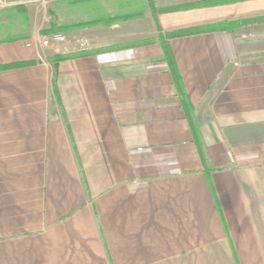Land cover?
Wrapping results in <instances>:
<instances>
[{
	"label": "crops",
	"instance_id": "obj_1",
	"mask_svg": "<svg viewBox=\"0 0 264 264\" xmlns=\"http://www.w3.org/2000/svg\"><path fill=\"white\" fill-rule=\"evenodd\" d=\"M9 10L0 264H264V0L73 31L70 50Z\"/></svg>",
	"mask_w": 264,
	"mask_h": 264
},
{
	"label": "trees",
	"instance_id": "obj_2",
	"mask_svg": "<svg viewBox=\"0 0 264 264\" xmlns=\"http://www.w3.org/2000/svg\"><path fill=\"white\" fill-rule=\"evenodd\" d=\"M239 0H201L193 3L182 4L173 8H166L163 11L155 10L154 18L162 12L174 11V10H186L196 7L213 6L220 4H227L236 2ZM60 3V4H59ZM151 2L149 0H64V2H56L54 8L49 10L50 16L58 15V11L62 12L65 19L61 22H50L48 28L43 29L41 33L43 35L52 34H65L73 31L97 27V26H112L120 22H126L130 20L141 19L145 17V12L149 9ZM56 7V8H55ZM17 13H19V19L21 21L25 18L26 7L25 5H19ZM155 9V7H154ZM160 10V9H159ZM13 13V12H11ZM240 21H222L218 23H212L207 25L196 26L192 28L179 29L172 32L161 33L159 40L166 48V40L190 35L197 32L214 31V30H230L239 26ZM148 40H144L146 42ZM94 52H79L75 54H60L54 57V61L57 64L58 61L63 59L87 56Z\"/></svg>",
	"mask_w": 264,
	"mask_h": 264
},
{
	"label": "rangeland",
	"instance_id": "obj_3",
	"mask_svg": "<svg viewBox=\"0 0 264 264\" xmlns=\"http://www.w3.org/2000/svg\"><path fill=\"white\" fill-rule=\"evenodd\" d=\"M102 1H107V0H102ZM149 1L151 2V5L149 6V9L146 10L145 17H144V18H146L145 19V23H149V24L143 25L142 27L138 28V30L135 29V25L134 24L126 25V26H128V28H127L128 32L135 33V32H139L141 30L153 31V21L151 20V18L154 19L155 10L163 11L166 8H173V7H176V6H180L182 4L193 3V2H184L182 4H176V5L174 4L173 5V2H176L178 0H149ZM179 1H187V0H179ZM56 2H61L62 3V2H64V0H50V1H46V2L39 1L38 3H32V4L27 5L32 10V14H33L32 15V19H33V24L35 25V28H36V29L34 28V30L36 32H38V30L40 28L44 27V26H48L49 27L50 22H61V21H63L65 19V16L60 11H58V15L50 16L49 10L54 8V4ZM194 2H196V1H194ZM154 7H155V9H154ZM9 11H10L9 9L5 10V11H0V21L1 20L4 21L3 25L0 26L1 30H3V29L5 30L4 32L0 33V35L3 36V37L7 36V33H8L7 29L8 28H11L12 31H14L16 29V27L14 25L6 23V21L8 19L15 21L14 20L15 14L11 13ZM162 13H164V12H162ZM155 25H154V28H157L155 30V32H156L157 30H159V27H158V25H156V26ZM65 35L68 38V35H70V33H65ZM37 37L40 38V36H37ZM144 37H146V36H144ZM40 39H41L42 42L44 41L43 38H40ZM62 46L66 47L67 45L61 44L60 46L58 45V46H54V47L60 49V48H62Z\"/></svg>",
	"mask_w": 264,
	"mask_h": 264
},
{
	"label": "built area",
	"instance_id": "obj_4",
	"mask_svg": "<svg viewBox=\"0 0 264 264\" xmlns=\"http://www.w3.org/2000/svg\"><path fill=\"white\" fill-rule=\"evenodd\" d=\"M39 1H50V0H0V11H4L13 7H17L19 5L27 4V3H34ZM53 43H60L67 45L65 48L66 50H70L73 45L70 42V40L67 38V36L63 33L61 34H52L49 36H46L44 38L43 44L50 46Z\"/></svg>",
	"mask_w": 264,
	"mask_h": 264
}]
</instances>
